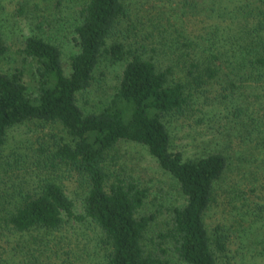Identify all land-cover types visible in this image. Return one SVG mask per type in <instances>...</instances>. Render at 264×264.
I'll return each instance as SVG.
<instances>
[{
    "label": "trees",
    "instance_id": "obj_1",
    "mask_svg": "<svg viewBox=\"0 0 264 264\" xmlns=\"http://www.w3.org/2000/svg\"><path fill=\"white\" fill-rule=\"evenodd\" d=\"M10 3L0 264H264V0ZM56 40L72 48L68 72ZM103 64L119 65L118 83L84 112L78 96ZM194 112L226 122L186 156L170 125ZM27 124L41 128L30 146L6 152ZM123 142L146 149L177 196L134 177Z\"/></svg>",
    "mask_w": 264,
    "mask_h": 264
},
{
    "label": "rangeland",
    "instance_id": "obj_2",
    "mask_svg": "<svg viewBox=\"0 0 264 264\" xmlns=\"http://www.w3.org/2000/svg\"><path fill=\"white\" fill-rule=\"evenodd\" d=\"M10 2L11 0H0L1 20L7 21V19H9L10 22H12V19L9 16L11 15L10 11L13 10V5ZM36 2H38L39 6L43 9L49 6L48 0H36ZM20 19L18 18V20ZM2 25L5 27L4 24ZM66 30L67 28L61 35H66ZM61 40H56V42L59 46L61 45L60 47L62 51L63 67L65 72H68V58L69 55L72 54V48L69 43L65 41L61 42ZM10 41H12V38H10ZM13 46L14 45L11 46V50H14ZM10 54L13 55V52ZM0 67L5 68L7 65L5 62L0 61ZM119 72V65L110 66L108 64H103L100 66V69L96 75V80L91 89L81 93L78 96L79 105L84 112H89L96 109L101 103L104 102L107 96L111 95L112 89L118 83ZM188 117L190 118L184 119L185 117H183L181 120L174 121L170 125V130L174 139L175 148L182 151L186 156H191L199 153L198 149L207 146L205 144L218 141L217 139H211V135H215L212 132L218 133L220 137L219 133L223 131L224 128L222 125L226 122V120L221 117H208L205 120L207 116H200L197 112H194V115L188 114ZM211 118L212 121L210 123H206L208 119ZM40 129L36 128L34 125L27 124L14 127L13 129L9 130L5 151L25 152L26 147L30 146V143L33 141L36 133H38ZM43 132L57 133L58 131L47 127L43 130ZM118 152L119 154H123V160L126 162L128 170H131V174L134 177L140 178L145 182H149L152 187L162 186L165 188L168 195L177 196L171 188L172 184L170 178H168V176H166V174H164L157 167L154 159L148 155L146 149L133 143L123 142L119 145ZM66 189L67 193L74 201L76 210L80 211V200L75 193V187L68 185ZM75 227L78 231L85 230V235L88 237H93L95 234L94 232H96L92 226L75 225ZM4 257H6L8 261L11 259V256L8 254H6Z\"/></svg>",
    "mask_w": 264,
    "mask_h": 264
}]
</instances>
